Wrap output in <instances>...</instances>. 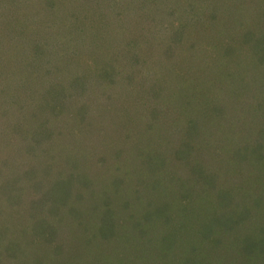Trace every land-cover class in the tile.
<instances>
[{
	"label": "trees",
	"instance_id": "obj_1",
	"mask_svg": "<svg viewBox=\"0 0 264 264\" xmlns=\"http://www.w3.org/2000/svg\"><path fill=\"white\" fill-rule=\"evenodd\" d=\"M117 1L0 0V37H19L14 45L0 39L1 75L15 79L0 82V95L10 87L17 93L8 120L2 117L7 127L0 130L7 135L6 144L0 140V145L8 146L0 149V228L6 230L0 235V252L23 241L31 222L41 218L56 224L63 212L74 219L77 211L67 202L71 195L62 194L70 185V193H79L87 215L97 220L78 212L79 231L67 234L75 249H55L63 261L47 255L57 264H264V4L259 5L264 0H219L226 13L232 11V2L237 4L234 11L256 6L258 12L246 19L251 26L239 38L247 53L251 51L253 64H243L242 70L237 64L235 72L223 77L220 92L211 101L207 98L209 114L203 111L209 122L204 124L197 109L206 102H200L201 92L213 89V78L203 87L192 81L182 85L167 81V91L159 82L146 81L155 79L156 69L149 61L159 58L158 49L174 51L186 44L189 50L194 48L183 40L186 27L181 15L192 18L183 7L196 9L199 20L200 10L209 15L215 0H183L181 6L180 0H168L170 14L181 7L170 27L164 32L163 25L156 27L150 19L149 29L140 38L135 35L134 41L120 28L113 36L107 33L111 18L123 15ZM145 6L148 17L157 18V9L152 13ZM141 28L139 23L136 33ZM18 30L20 34L28 30L32 36L22 38ZM115 49L128 51L127 58L112 56ZM157 72L162 81L164 71ZM117 76L121 82L115 90ZM146 86L149 99L141 90ZM139 92L147 101L141 109L134 98ZM88 103L92 108L87 109ZM128 103L136 105L130 108L135 112L133 121L112 113ZM93 108L97 111L90 114ZM102 109L113 116H102ZM97 125L116 126L119 136L125 132L124 142L130 137L157 148L135 155L134 148L125 150L118 141L113 156L93 160L83 155L82 142ZM182 131L190 135L187 142L175 138ZM59 152L65 157H57ZM110 157L111 164H120V175L111 172L112 165L106 163ZM43 162L55 164L54 169L47 164L44 169ZM131 163L137 172L140 169L138 176L127 168ZM96 168L100 175L92 176ZM44 176L48 181L41 186L46 189L40 191L37 183L44 182ZM54 180H59L58 190L45 194ZM20 193L37 211L30 214L29 209L20 216L21 209L12 217L10 209ZM154 220L160 228L153 226ZM18 225L24 227L20 234L13 231ZM43 234L38 236L44 242L48 238Z\"/></svg>",
	"mask_w": 264,
	"mask_h": 264
},
{
	"label": "rangeland",
	"instance_id": "obj_2",
	"mask_svg": "<svg viewBox=\"0 0 264 264\" xmlns=\"http://www.w3.org/2000/svg\"><path fill=\"white\" fill-rule=\"evenodd\" d=\"M158 1L159 3L158 5H156L155 2H158ZM118 2L119 4L117 7H119L120 9L123 8V15L119 18L116 17L113 20L111 18L110 20L112 23L111 32L107 31V33L113 36L112 34L116 31V29L120 28L124 36L126 35H129L130 37L134 36V37H131V41H134V38L136 37L135 35H137L140 38L143 35V31H145L146 29H149L148 22L150 19H154L156 21L155 23L156 27L163 25L164 27L163 29L165 32V30L170 27V23L175 19L176 16H178V13L180 12V9H181L180 7L176 12H173L172 14H170V11L168 10L167 4H166L168 0H127L126 2H124L123 0L122 1L118 0L117 3ZM177 3L181 6L183 3V0H180ZM260 4L263 5L264 3L259 2V5ZM143 5H146L145 7L147 9L151 8L152 13L153 12L155 13V10L157 9L156 10V12H158L157 18L148 17V13L145 11V9L143 10ZM236 5L237 4L234 2L229 3V6L232 7V11H229L230 9H227V13H226V11L221 10L219 6V0H215V5H214V1L210 5L211 13L209 15L206 14L205 9L200 10L201 14H199L200 15V17L198 18L199 20H196L197 15H198V11L196 9L191 7L192 8L191 10V9H188L187 7H183V9L188 11V13L192 16V18H190L187 14L186 16L181 15V18H183L185 22V27H186L185 28L186 34L184 35L183 40L185 39L184 40L185 43L194 44L195 45L193 46L194 48H191L189 50L188 47L190 45L186 44V45H181L178 48L176 47L174 51L158 49L159 58L158 59L154 58L153 62L149 61V64H151V66L154 69H156L154 71V76H152L156 80L154 79V81H146V82H148L149 84L151 82H152L151 84H154V83L157 84L159 82L164 86V91H167L168 87H170L166 84L167 81H180L181 85L184 84L185 81H192L194 84L200 85L202 87L204 86L206 82L207 83L209 82V81H206L208 79L213 78L214 81H216L213 86V89L210 92L207 93V91H205V92H201L200 94L201 95V98L199 99L200 102L203 103L206 101L203 104V106L197 109V116L202 121V124L209 122L208 121L209 116L204 113L203 109L208 113L206 103L209 101V99L211 101V99L214 98L217 91L220 92L222 84L223 82H225L224 80H222L223 77L227 74H232L233 72H235V69L237 68V64H241L240 67L238 68L239 70H242L243 67L241 66L243 64H253L252 58L250 56L251 51L247 53L248 48H246V45H244L243 43H240L241 41H239V38L242 35V30H245L246 28L251 26V24H247L248 22V20H246L247 17L249 15L256 14L258 11H256V8H255L256 6H250V8L246 6L244 10L241 9L239 11H234L233 7ZM127 7H129V9ZM234 17H237L236 21L232 20V18ZM139 23L142 24V28L140 29L139 32L136 33L135 29ZM224 26H227L226 28L227 30L231 28L230 31H225ZM123 27H127L128 32L126 31V29H123ZM32 29H33V26L30 28V31ZM163 29L160 30L159 32H162ZM17 33L20 34L19 30L17 31ZM20 35H22V38L24 37L27 39L30 37L31 33L27 30L25 33L23 32V34H20ZM17 37H18L17 35H2L0 39H2L5 44L8 43V44L14 45L16 44L15 42L19 39V37L18 38ZM147 44L149 43H145V44L142 43L143 46L146 45L148 47ZM181 49L183 51H181ZM179 51H181L182 53ZM111 52H113L112 56L115 54L116 56H118V58H121L123 60L127 58V54H128V51H125L123 49H115L114 51H111ZM118 63H124V62H118ZM40 64H39V68L41 67ZM159 65H160V68L165 73V77L162 78V81H159V78H158L160 73H158L157 70L161 71V69H158ZM27 67L28 66L26 65L25 67L26 73H28L30 70ZM20 68L21 70H23L22 67ZM1 73L2 72H0V82L1 81H15V79L13 80L10 76H6L5 78L4 76L1 75ZM113 81L116 83V87H115V90H116L121 82L120 78L117 76ZM240 84H241V81H239L236 84L235 88L238 87ZM27 87L29 88L31 86H26V90L28 89ZM110 87L113 90V85H109V88ZM148 88L149 86L148 87L146 86L145 88H142L141 90L146 94V92L148 93L150 92ZM103 91L104 89L101 90V93H103ZM1 93H2V89H0V94ZM16 94H17L16 92H13L12 87H10L8 91L4 94V96L0 95V130L2 131H4L5 128L7 127L6 124H2L3 118H5L7 121L8 120L7 117L11 115V112H9L11 108H9V106H12V102L14 101V95ZM140 95H142L141 92H139L137 97L134 95L136 102L139 104L138 106L139 109H141L140 107L141 105H144L147 103V101L143 100L145 98L141 99ZM227 96L229 97V95ZM149 98L150 96H148V99ZM95 100L99 102L98 98ZM113 103L115 105L114 100H113ZM89 104L90 103H88L87 109L92 108V104H90V106ZM134 106L136 105L133 103H128L121 110L116 109V108L113 109L114 112L112 113L115 115L117 114L124 115L125 118H128L129 120L133 121V119L135 118V112H133V109H135L133 108ZM130 108H133V109H130ZM95 111L97 110L93 108L90 111V114H92ZM109 112L111 111L109 110ZM109 112L107 111V109H102L101 115L104 117L113 116V114ZM177 112H179L178 109H177ZM99 117L101 116H98L97 118ZM104 126L105 125H97L95 126V128L90 129V130H93L94 133L93 135L88 136V140L82 142V146L86 150L85 152L86 154L84 153L83 155H90L93 158V160L99 159V157H103V154L107 155V157L113 156L112 151L115 152L118 146L117 145L118 141L123 143L125 150H130L131 148H134L133 152L135 155L136 153L138 155L139 152H142L143 150H147L146 154H149L150 152H152L154 149L156 150L157 148V146L155 145L154 146L152 145L148 148L145 141L138 140L139 142H137L135 140L133 142L130 139V137L128 138L127 142H124L126 141V139L123 138L122 134L125 135V132H123L121 136H119L116 126H105V127ZM120 126L122 127V125ZM121 127H120V130H121ZM3 134L4 133L0 134V140H4L3 143L5 142L6 144L7 135L6 134L3 135ZM189 136L190 135L188 134L186 135L185 132L182 131L181 133L176 134L175 138L177 139L178 142H183L184 140L187 142V139ZM54 137L56 138V136ZM201 138L202 137H200V140ZM22 142L23 141L21 140L20 143ZM198 142L202 144L201 146L203 148H206L205 143L203 144L202 141H198ZM129 143H132V144H129ZM23 144L24 143H22L21 145ZM10 145H13V144H10ZM21 145H20V148L23 149ZM0 146H1L0 147L1 150L7 149L8 147L7 145H6L7 146L6 148L2 147V145ZM117 150L119 151V149ZM208 150H210V148ZM15 154H17V152ZM126 155H128L127 152L125 153V156ZM57 157H65V154H62L59 152V156L57 155ZM106 163L111 164V157L108 158V162L106 161ZM115 163H116V160H115ZM46 164L49 166H53V169L55 167V164H52L49 162H43L42 165L44 169H46L45 167ZM93 164H95V162H93ZM111 165H112L111 172H114V174L118 173L120 175V172H123V170L120 167V164H111ZM127 168L129 169L131 175L138 176V172H140V169H138V172H137V168H135V163H131V165H129V167ZM91 173H92L91 174L92 176L100 175V171L97 168L94 169ZM44 174L48 175L49 172L45 170ZM38 175L39 174H37L36 176L38 177ZM43 180L44 182L38 181L39 183H37L39 185L38 188L41 189L40 191L46 189L41 185L48 181V177L44 176ZM58 181L59 180H54L51 186L46 184L49 190H46L44 193L47 194L49 191H52V190L56 191V189L58 190V186H57ZM67 183L71 184L70 180H68ZM99 184L102 187L106 185V181L103 179V175L99 180ZM69 187L70 185H68L65 188V191L62 194L63 196H68V197H70L71 195V197L69 198V200H67V202L69 203L72 209L77 211V213L74 216V219L72 217L69 218L71 214H67L63 212L62 215H64V217L61 220H59V222L56 224L55 223L53 224L50 220L42 221L41 218L37 220L36 222H31L29 224L31 231L29 230V233L22 237L23 241L18 240L10 248V250H8L7 252H0V262L5 261L7 262L6 264H50V263L57 264L58 262H56L55 259H53V261H50V258L47 256L48 253L52 255L53 257H55L57 260L58 258H61L60 261H63L64 259H62V255L56 256L54 254V250L57 249L59 250V252H61L63 249L69 248V246L75 249L74 246H71L72 241L67 240V234H69L72 230L79 231L80 226H77L75 222V221H79L80 219V215L78 214V212H81L87 215L88 211L81 204L83 200L80 198V194L76 193L72 195L69 191ZM19 195L20 196L15 201V205L13 206V208L10 209L12 217L18 216L17 213L21 209L22 210H21L20 216H23L25 212L28 213L29 209H30V214L37 211L36 208L32 204L26 201V198L24 195H22V193H20ZM36 199H40V196ZM6 205H9V204H6ZM0 212H1V209H0ZM84 217L85 218L89 217L88 219L92 221H94L93 219L97 220L96 218H92L89 215L84 216ZM153 222H155L153 226L160 228L159 224L155 220ZM1 223L5 224L6 222L1 221ZM88 225L92 226L89 223ZM22 227L18 225L16 226V228L13 229V231L20 234ZM5 232H6L5 229L0 228V235L1 233L4 234ZM38 233H44L43 237L48 238V240L43 242L41 236H38ZM147 233L149 232L147 231ZM57 239H60V241H58ZM46 242H48L47 245H46ZM87 243L90 245V241H87ZM96 243L98 242L96 241ZM78 254L80 253L78 252ZM84 254H86L87 256L91 255V253H88L87 251L86 253L84 252ZM80 263H83V259L81 260Z\"/></svg>",
	"mask_w": 264,
	"mask_h": 264
}]
</instances>
